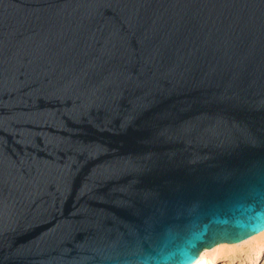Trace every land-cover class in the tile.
<instances>
[{
  "label": "water",
  "instance_id": "water-1",
  "mask_svg": "<svg viewBox=\"0 0 264 264\" xmlns=\"http://www.w3.org/2000/svg\"><path fill=\"white\" fill-rule=\"evenodd\" d=\"M258 212L264 0H0V264H184Z\"/></svg>",
  "mask_w": 264,
  "mask_h": 264
},
{
  "label": "bare ground",
  "instance_id": "bare-ground-1",
  "mask_svg": "<svg viewBox=\"0 0 264 264\" xmlns=\"http://www.w3.org/2000/svg\"><path fill=\"white\" fill-rule=\"evenodd\" d=\"M257 245H256V244ZM255 244L257 253H260L261 249L264 248V232H260L240 243H232V244H218L214 248L211 249H204L199 258V264H215L219 257L223 256V252L225 253H230L239 250L243 246L247 245H253ZM218 263V262H217Z\"/></svg>",
  "mask_w": 264,
  "mask_h": 264
},
{
  "label": "snow or ice",
  "instance_id": "snow-or-ice-1",
  "mask_svg": "<svg viewBox=\"0 0 264 264\" xmlns=\"http://www.w3.org/2000/svg\"><path fill=\"white\" fill-rule=\"evenodd\" d=\"M264 230V226L259 224L253 226L250 225L248 229L243 230L241 233H238L234 236H225V237H213L211 239L205 240L201 245H193L190 251H186L185 255L188 257V260L184 264H196L201 252L204 249L214 248L220 243H240L252 235L257 234L259 231Z\"/></svg>",
  "mask_w": 264,
  "mask_h": 264
},
{
  "label": "rangeland",
  "instance_id": "rangeland-1",
  "mask_svg": "<svg viewBox=\"0 0 264 264\" xmlns=\"http://www.w3.org/2000/svg\"><path fill=\"white\" fill-rule=\"evenodd\" d=\"M256 244V243H255ZM243 246L237 251L222 253L215 264H264V248L257 253L256 245Z\"/></svg>",
  "mask_w": 264,
  "mask_h": 264
},
{
  "label": "clouds",
  "instance_id": "clouds-1",
  "mask_svg": "<svg viewBox=\"0 0 264 264\" xmlns=\"http://www.w3.org/2000/svg\"><path fill=\"white\" fill-rule=\"evenodd\" d=\"M257 224H259L261 226H264V212H258L257 213V218L252 223V225L255 226ZM259 232H264V230H261ZM168 240H169V238L166 237L165 244L168 243ZM161 255H163V254H161ZM183 259L186 262L188 260V257L186 255H184ZM139 264H167V261L164 258H161L159 260H156L155 262L151 258H140ZM196 264H199V261L198 260L196 261Z\"/></svg>",
  "mask_w": 264,
  "mask_h": 264
}]
</instances>
